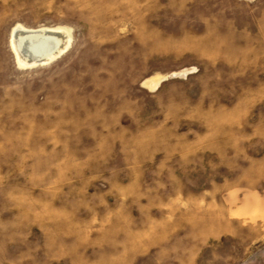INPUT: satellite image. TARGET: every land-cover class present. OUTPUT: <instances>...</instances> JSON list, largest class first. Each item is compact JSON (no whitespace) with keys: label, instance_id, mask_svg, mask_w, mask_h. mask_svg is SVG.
Segmentation results:
<instances>
[{"label":"rangeland","instance_id":"374dc122","mask_svg":"<svg viewBox=\"0 0 264 264\" xmlns=\"http://www.w3.org/2000/svg\"><path fill=\"white\" fill-rule=\"evenodd\" d=\"M0 264H264V0H0Z\"/></svg>","mask_w":264,"mask_h":264},{"label":"bare ground","instance_id":"6f19581e","mask_svg":"<svg viewBox=\"0 0 264 264\" xmlns=\"http://www.w3.org/2000/svg\"><path fill=\"white\" fill-rule=\"evenodd\" d=\"M11 37L17 60L21 58L22 64L45 62L56 56L61 50V45L56 42V34L45 30V28L27 29L16 26L12 29Z\"/></svg>","mask_w":264,"mask_h":264}]
</instances>
